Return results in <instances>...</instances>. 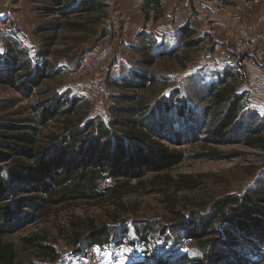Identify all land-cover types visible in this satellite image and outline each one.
Masks as SVG:
<instances>
[{
  "label": "trees",
  "instance_id": "trees-1",
  "mask_svg": "<svg viewBox=\"0 0 264 264\" xmlns=\"http://www.w3.org/2000/svg\"><path fill=\"white\" fill-rule=\"evenodd\" d=\"M45 1L51 4L46 10L59 12L63 17L77 13L79 8L99 12L109 7L101 0ZM143 10L146 18L152 10L157 18L160 0H145ZM65 26L84 28L73 22ZM62 27L45 26L43 30ZM195 34L188 22L177 31L176 47L170 51L159 49L141 64L148 68L157 58L173 56L181 47L202 45L204 39ZM51 54L47 49L38 57L46 59ZM49 65L48 60L35 63L27 49L12 44L0 56V84L30 98L47 79L59 74ZM80 66L77 64L76 68ZM125 72L112 83L123 94L114 97L108 120L97 117L84 124L70 121L81 100L50 89L40 93V99L33 104V109L40 112L33 123L26 125L0 117V264H16L18 258L17 248L7 241L8 237L61 205L103 197L111 181L115 182L111 189L130 187L132 181L142 184L148 172H170L189 159L231 160L238 156L224 153L218 146L240 144L264 152V115L249 108L246 93L237 91L235 84L240 73L234 68L214 72L208 82H199L198 75H193L190 81L198 91L192 100L185 96L178 100L175 92L151 103L137 100L131 92L146 90L157 80L156 76L134 68ZM56 117L64 118L62 131L39 145V126H47ZM183 142L202 145L192 153L172 147ZM171 182L166 175L161 184L169 186ZM174 184L179 187L177 182ZM187 186L194 187V180L187 181ZM134 230L144 243L155 232L153 226L140 223H135ZM167 230L186 240L217 237L199 258L163 248L146 251L144 259L130 264H250L252 256L261 253L258 248L264 249V181L243 195L216 200L208 214L191 212L168 225ZM124 236L106 225H91L80 251L121 244Z\"/></svg>",
  "mask_w": 264,
  "mask_h": 264
},
{
  "label": "rangeland",
  "instance_id": "rangeland-1",
  "mask_svg": "<svg viewBox=\"0 0 264 264\" xmlns=\"http://www.w3.org/2000/svg\"><path fill=\"white\" fill-rule=\"evenodd\" d=\"M175 1V10L183 4L188 8L191 14L188 22L196 31L195 37L203 38L204 42L194 48L181 47L173 56L159 57L153 66L147 68L140 61L155 56L159 49L170 51L179 41V28L171 31L164 26L162 6L157 18V14L150 11V19L146 18L139 28L143 32L137 35L139 29L135 34L125 32L128 21L116 13L113 0H101L100 3H107L109 7L99 12H84L79 8L77 13L68 17L46 10L51 4L45 0H14L6 14H0V56L10 49V45L17 43L28 50L35 63L48 60L50 69L57 70L59 74L47 79L30 98L0 84V117L26 125L33 123L40 113L33 109V104L40 99V93L50 89L53 93L67 92L70 97L81 100L78 111L70 121L84 124L97 117L108 120L114 97L123 94L112 83L128 69L143 70L156 76L157 80L146 90L131 92L137 100L151 103L175 92L178 100L183 96L192 100L191 97L198 90L190 78L198 75L199 82H208L214 72L225 67L234 68L240 73L235 84L237 91L246 93L248 107L263 116L264 70L255 65H240L239 59L233 55L237 39L232 42L228 33L212 26L217 9L225 8V4L229 5L232 0H217L219 7L208 4L210 0ZM245 1L254 3L255 0ZM68 22L81 23L84 28H68L65 26ZM58 24L63 27L43 30L45 26L49 29ZM155 26L160 33L154 31ZM132 37L136 39L135 42ZM47 49L51 55L46 59L38 57ZM77 64L81 66L76 68ZM97 84L102 87L101 96L93 92ZM64 125V118L56 117L47 126H39L36 135L38 144L45 143L52 134H59ZM183 143L172 147L192 153L202 145L201 142ZM218 147L224 153H238V156L231 160L189 159L170 172H148L142 184L132 181L130 187L111 189L115 186V182L111 181L108 183L111 190L103 197L78 200L54 208L42 219L7 238L17 248L16 264H81L82 259H88L90 250L80 251L83 247L81 241H84L91 225H106L120 236L126 235L121 244L112 243L106 245L105 252H97L96 264H130L144 259L146 251L163 248L190 258H199L203 249L217 236L186 240L181 239L180 234L168 231L167 226L181 221L191 212L208 214L216 200L243 195L264 181V152L240 144ZM157 175L161 178H157ZM166 175L172 179L169 186L161 184ZM190 179L194 180V187L187 186ZM175 182L179 187L175 186ZM135 223L155 228L148 243L141 242L137 236ZM165 230L167 234L162 235ZM258 251L261 253L254 254L250 264H264V249L258 248ZM87 264L92 262L88 261Z\"/></svg>",
  "mask_w": 264,
  "mask_h": 264
},
{
  "label": "crops",
  "instance_id": "crops-1",
  "mask_svg": "<svg viewBox=\"0 0 264 264\" xmlns=\"http://www.w3.org/2000/svg\"><path fill=\"white\" fill-rule=\"evenodd\" d=\"M13 1L0 0V14H6L10 3ZM113 2L117 7L116 13L128 21L125 27V32L135 34L136 30L143 26L146 19L145 12L143 10L145 0H113ZM229 2L231 5L225 4V8L222 7L221 9H217L218 12H216L212 18V20H214L212 26H214L215 29L220 30V32L228 33L227 36H230L232 38V42H234L237 39L235 34L236 22L234 16L239 15L248 23H252L253 21L255 22L257 21L259 15L264 14V1L262 2L261 0L258 4L252 2L247 3L245 0H232ZM160 3L164 13V17L162 18L164 26L169 27L171 31H175L188 23L191 14L184 4L175 10L177 8L175 0H160ZM207 3L212 6H217L216 0H210L207 1ZM150 17L151 15H149V19ZM157 26L153 29L155 32L158 31L160 33Z\"/></svg>",
  "mask_w": 264,
  "mask_h": 264
},
{
  "label": "built area",
  "instance_id": "built-area-1",
  "mask_svg": "<svg viewBox=\"0 0 264 264\" xmlns=\"http://www.w3.org/2000/svg\"><path fill=\"white\" fill-rule=\"evenodd\" d=\"M259 2L260 0L254 1L256 4ZM216 4L220 6L217 0ZM235 20L237 23V42L233 49L234 57L239 59V64L242 66L255 65L264 70V15L259 16L255 23H248L239 15L235 17ZM142 32L143 29H139L136 34L139 35ZM132 38L135 42L136 39ZM93 92L97 96H101L102 87L99 84L95 85ZM106 250L107 246L91 248L87 253L88 259H82L81 264H87L88 261L96 264L98 262L97 252H105Z\"/></svg>",
  "mask_w": 264,
  "mask_h": 264
}]
</instances>
